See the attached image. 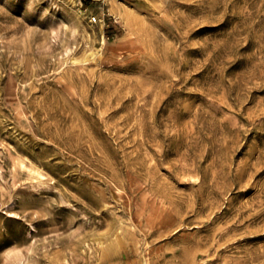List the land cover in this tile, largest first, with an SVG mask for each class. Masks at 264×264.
Segmentation results:
<instances>
[{
    "label": "rangeland",
    "instance_id": "1",
    "mask_svg": "<svg viewBox=\"0 0 264 264\" xmlns=\"http://www.w3.org/2000/svg\"><path fill=\"white\" fill-rule=\"evenodd\" d=\"M0 264H264V0H0Z\"/></svg>",
    "mask_w": 264,
    "mask_h": 264
},
{
    "label": "built area",
    "instance_id": "2",
    "mask_svg": "<svg viewBox=\"0 0 264 264\" xmlns=\"http://www.w3.org/2000/svg\"><path fill=\"white\" fill-rule=\"evenodd\" d=\"M93 21H95V18H93Z\"/></svg>",
    "mask_w": 264,
    "mask_h": 264
},
{
    "label": "bare ground",
    "instance_id": "3",
    "mask_svg": "<svg viewBox=\"0 0 264 264\" xmlns=\"http://www.w3.org/2000/svg\"><path fill=\"white\" fill-rule=\"evenodd\" d=\"M126 20V19H125Z\"/></svg>",
    "mask_w": 264,
    "mask_h": 264
}]
</instances>
